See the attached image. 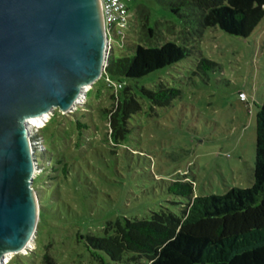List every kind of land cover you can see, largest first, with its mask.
<instances>
[{"label": "rangeland", "instance_id": "rangeland-1", "mask_svg": "<svg viewBox=\"0 0 264 264\" xmlns=\"http://www.w3.org/2000/svg\"><path fill=\"white\" fill-rule=\"evenodd\" d=\"M123 1L132 19L125 29L127 44L111 38L114 57L132 55L129 45L145 36L140 12L149 15L155 44L174 40L193 52L173 66L126 79L143 109L129 120L124 139L112 135L111 112H106L117 109L120 89L105 76L73 113L54 109L46 125L36 129L41 145L35 246L13 254L8 264H44L46 254L56 264H147L146 258L135 261L129 255L113 261L87 237L108 236L109 223L118 218L150 219L162 209L181 215L190 199L169 191L178 179L194 183L195 197L254 183L257 114L264 103V19L246 37L220 28L189 35L186 28L194 27L195 18L190 8L180 15L171 0ZM159 84L180 90L170 105L154 106L141 90ZM79 120L88 125L83 131Z\"/></svg>", "mask_w": 264, "mask_h": 264}, {"label": "trees", "instance_id": "trees-1", "mask_svg": "<svg viewBox=\"0 0 264 264\" xmlns=\"http://www.w3.org/2000/svg\"><path fill=\"white\" fill-rule=\"evenodd\" d=\"M164 1V0H161ZM173 10L182 15L190 8L194 27L189 35L201 36L209 28H220L236 36H249L264 19V0H171ZM189 16V15H187ZM146 32L138 43L129 45L132 55L110 56L104 76L122 84L118 107L110 114V128L116 139L130 132L129 120L143 109L134 86L126 79L145 77L188 58L193 48L174 40L155 44L156 30L149 15L140 12ZM123 43L127 44L126 41ZM207 61V60H206ZM208 63L214 65L208 60ZM154 106L170 105L180 90L159 84L142 87ZM88 125L78 121L79 130ZM169 191L190 199L178 215L171 210L152 212L150 219L118 218L109 223L108 236L89 235V245L104 251L113 261L126 259L147 264H264V103L257 114V145L254 183L248 188L232 187L224 194L194 196V183L174 181ZM44 264H56L50 254Z\"/></svg>", "mask_w": 264, "mask_h": 264}, {"label": "water", "instance_id": "water-1", "mask_svg": "<svg viewBox=\"0 0 264 264\" xmlns=\"http://www.w3.org/2000/svg\"><path fill=\"white\" fill-rule=\"evenodd\" d=\"M100 0H0V263L36 237L31 117L73 113L110 54Z\"/></svg>", "mask_w": 264, "mask_h": 264}, {"label": "built area", "instance_id": "built-area-1", "mask_svg": "<svg viewBox=\"0 0 264 264\" xmlns=\"http://www.w3.org/2000/svg\"><path fill=\"white\" fill-rule=\"evenodd\" d=\"M102 10H103V16H104V23L107 29V32L109 34V47L108 52L111 55V51L113 49V45L111 44V38L112 36H115L117 38H121L123 41H125V29L129 26L130 20L132 19L130 9L127 6V4L123 0H100ZM108 63L106 64L107 67ZM108 81L111 84H115L117 89H120L122 87V84L116 83L113 80H111L109 77H106ZM90 89H86V92L88 93ZM242 98H245V94H241ZM87 100V95L83 99V103ZM79 103L75 110L78 109L77 107L80 105ZM37 129V128H36ZM35 129V130H36ZM38 131V129H37ZM37 145L39 144L37 141H35ZM6 257V256H5ZM12 259V257H11ZM10 259V260H11ZM5 261V258H4ZM3 264H8L10 261H6ZM2 264V263H0Z\"/></svg>", "mask_w": 264, "mask_h": 264}, {"label": "bare ground", "instance_id": "bare-ground-1", "mask_svg": "<svg viewBox=\"0 0 264 264\" xmlns=\"http://www.w3.org/2000/svg\"><path fill=\"white\" fill-rule=\"evenodd\" d=\"M90 88H91L90 85H87V86H86V89H87V90L90 89ZM83 99H84V97L80 99V103H81V104L83 103ZM51 113H52V112H48V113H46V114H44V115L31 117V118L29 119V122H30L31 126L34 127L35 129H36V128H37V129H40V128L44 127V126L46 125V123L49 121V119L51 118ZM34 241H35V240L33 239V240L30 242V245L28 246V248L23 249L22 252H23V253H26L27 250H29V249H31V248H34V246H35V245H34ZM31 250H32V249H31ZM12 256H13L12 253L7 254L6 257H5V261H4V262H6V261H10V259H11Z\"/></svg>", "mask_w": 264, "mask_h": 264}]
</instances>
